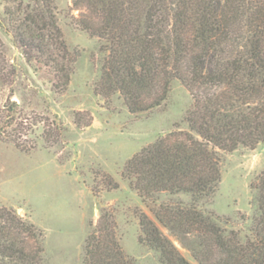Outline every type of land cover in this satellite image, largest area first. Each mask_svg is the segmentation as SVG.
Returning <instances> with one entry per match:
<instances>
[{
  "label": "trees",
  "instance_id": "16d2710c",
  "mask_svg": "<svg viewBox=\"0 0 264 264\" xmlns=\"http://www.w3.org/2000/svg\"><path fill=\"white\" fill-rule=\"evenodd\" d=\"M54 0L6 6V30L35 71L48 73L58 92L70 81L78 52L57 24ZM78 24L102 40L107 56L98 92H118L130 112L161 106L179 80L191 104L177 129L144 146L124 165L138 194L186 195L139 213L140 242L163 264H264V170L255 183L256 214L249 234L222 227L198 205L220 181L216 149L264 143V0H73ZM0 20V21H1ZM3 23V22H2ZM17 69L0 38V140L26 134L29 119L13 100ZM27 129V130H26ZM42 231L0 206V264H43ZM85 264H136L121 247L114 215L103 210L85 241Z\"/></svg>",
  "mask_w": 264,
  "mask_h": 264
},
{
  "label": "rangeland",
  "instance_id": "374dc122",
  "mask_svg": "<svg viewBox=\"0 0 264 264\" xmlns=\"http://www.w3.org/2000/svg\"><path fill=\"white\" fill-rule=\"evenodd\" d=\"M18 1L0 0V20L5 7ZM53 3L67 47L79 54L69 84L60 92L48 73L34 70L7 32V22L0 21L5 54L18 73L12 99L30 123L26 134L12 136L28 149L16 147L11 138L0 140V206L42 231L43 264H85V241L103 210L114 215L119 243L136 264H163L158 253L139 240V213L153 217L151 207L188 197L163 193L144 200L122 172L144 146L171 131L188 129L183 117L190 95L175 79L161 106L133 113L118 92H98L107 56L102 40L80 27L73 0ZM216 151L220 181L213 196L198 205L222 227L244 237L256 214L254 183L264 170V143ZM159 226L189 262L197 264L189 250Z\"/></svg>",
  "mask_w": 264,
  "mask_h": 264
}]
</instances>
